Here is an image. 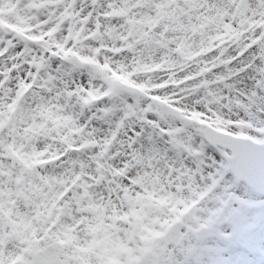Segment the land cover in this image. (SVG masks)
<instances>
[{
    "label": "snow or ice",
    "instance_id": "1",
    "mask_svg": "<svg viewBox=\"0 0 264 264\" xmlns=\"http://www.w3.org/2000/svg\"><path fill=\"white\" fill-rule=\"evenodd\" d=\"M0 264H264V0H0Z\"/></svg>",
    "mask_w": 264,
    "mask_h": 264
}]
</instances>
